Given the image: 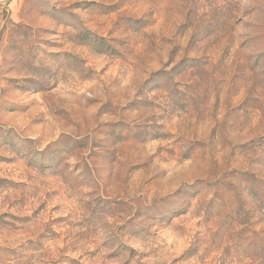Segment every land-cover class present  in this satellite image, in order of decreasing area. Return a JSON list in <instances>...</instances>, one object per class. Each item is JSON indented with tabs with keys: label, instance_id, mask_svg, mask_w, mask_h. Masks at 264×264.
<instances>
[{
	"label": "rangeland",
	"instance_id": "rangeland-1",
	"mask_svg": "<svg viewBox=\"0 0 264 264\" xmlns=\"http://www.w3.org/2000/svg\"><path fill=\"white\" fill-rule=\"evenodd\" d=\"M0 264H264V0H0Z\"/></svg>",
	"mask_w": 264,
	"mask_h": 264
}]
</instances>
